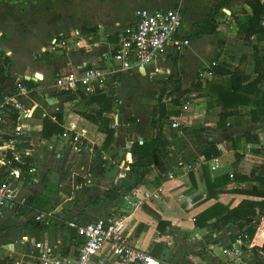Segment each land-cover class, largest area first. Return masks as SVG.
<instances>
[{
    "label": "crops",
    "instance_id": "crops-1",
    "mask_svg": "<svg viewBox=\"0 0 264 264\" xmlns=\"http://www.w3.org/2000/svg\"><path fill=\"white\" fill-rule=\"evenodd\" d=\"M223 1L0 0V65L7 61L0 90L16 93L17 78L31 80L42 90L39 98H31L33 114L25 120L27 131L23 136L25 146L32 149V172L22 184L30 209L21 210L23 206L17 204L0 209V264H35L40 254L37 241L54 251L74 254L77 232L66 222L84 224L112 212L129 214L132 243L150 251L158 264H181L184 259L191 264H251L264 258V253L258 258L253 251L254 246L264 242L263 217L261 221H239L221 230L210 225L216 217L208 219L207 226L195 224L196 216L214 205L232 209L243 199H262L246 192L258 190L257 182L234 180L208 187L227 174L232 179L235 174L252 176L253 171L264 174V82L261 95L248 105H240V113L230 116L223 126L219 125L222 107L216 97L192 90L200 72L203 87L216 81L209 68L213 61L227 63L231 70L240 67L252 79L257 76L254 52L258 49L264 55V37L254 35L245 42L238 26V22L246 23L251 17L250 0H231L216 14L215 34L190 38L193 27L204 23ZM142 8L179 9L183 18L179 37L189 38L190 43L179 54L170 49L165 62L115 73L118 83L110 92L117 101L111 113L115 140L104 150L106 134L77 112L80 109L93 114L99 105L85 104L78 96L63 101L65 94L55 90V79L86 66H98L100 52L115 47L119 33L136 22L137 11ZM62 35L71 40L68 49L48 50L53 38ZM77 39L82 40V47L75 44ZM123 77L142 90L150 89V102L140 108L143 113H136L135 107L144 101L146 91L126 89ZM171 77H180V81L165 84ZM223 85L228 86L227 80ZM165 86L174 91L164 99L167 109L173 112L163 120L165 146L158 149L140 183L152 197L143 205L131 207L126 201L129 191H122L115 201L84 207L89 197H107L114 186H126L135 180L136 174L128 166L131 148L134 142L157 135L152 126L153 106ZM56 114H62L67 135L46 138L42 134L44 118L57 122ZM177 118L182 124L179 128L171 125ZM14 127L15 122L0 125V140L6 141ZM246 131L257 135L259 142H247L243 135ZM75 134L86 142V150L77 151L70 138ZM212 146L219 155L207 159L205 151ZM6 172L0 164V179ZM168 172L174 177L169 178ZM45 209L56 219L36 221L37 212ZM257 221L260 226L256 236L245 243L244 231L249 223ZM5 226L17 227L2 231ZM224 248H241L240 259L226 255ZM104 264L118 262L107 257Z\"/></svg>",
    "mask_w": 264,
    "mask_h": 264
},
{
    "label": "built area",
    "instance_id": "built-area-1",
    "mask_svg": "<svg viewBox=\"0 0 264 264\" xmlns=\"http://www.w3.org/2000/svg\"><path fill=\"white\" fill-rule=\"evenodd\" d=\"M264 2V0H263ZM183 18L179 9L142 8L137 11V20L124 28L118 35L114 48L100 52L98 66H86L81 71H71L59 75L55 79L56 91H69L76 93L81 88L86 95L97 92L111 94L112 87L118 83L116 72L120 70L145 69L158 61L165 62L170 49L177 54L182 53L190 43L188 38H180L179 32ZM264 25V18L262 20ZM68 36H57L51 41L50 51L67 50L70 45ZM82 47V40L75 41ZM215 62H213L214 64ZM14 94L0 90L3 101L0 103V125L9 126L15 122L13 134H9L6 141L0 140V164L7 172L0 179V209L17 204L19 207L26 205L27 199L21 198L22 184L25 182L32 168L27 174L19 166H12L13 162L25 163V159L32 155V149L23 137L27 131L25 120L32 116V93L35 98L41 96L42 90L38 87L28 88L24 79L15 80ZM180 118L173 120L171 125L179 128L182 124ZM63 135H67L66 131ZM77 151L87 149V144L79 134L70 137ZM169 178L174 177L173 172H168ZM132 196H129V194ZM150 191L139 184L126 195L129 206L143 205L151 198ZM52 217V212L41 210L35 215V220L45 222ZM129 214L112 212L95 221L80 224L75 220H68L69 228L77 232L78 241L74 254L54 251L44 247L42 241H37L35 246L40 249L38 260L35 264H104L107 257L117 260L118 264H158V261L148 250H144L132 243L128 235ZM245 243L249 237L244 235ZM242 249L224 248L223 252L233 259H240Z\"/></svg>",
    "mask_w": 264,
    "mask_h": 264
},
{
    "label": "trees",
    "instance_id": "trees-1",
    "mask_svg": "<svg viewBox=\"0 0 264 264\" xmlns=\"http://www.w3.org/2000/svg\"><path fill=\"white\" fill-rule=\"evenodd\" d=\"M231 0H225L221 2L216 9L213 10L211 16L202 24H196L193 27L191 39L198 38L201 35L205 34H215L216 30V14L217 12ZM249 5L252 9V14L248 22L242 23L238 22L239 26V35L244 39L245 42H250L252 36L256 35L258 38L264 37V25L262 20L264 18V4L261 0H250ZM189 39V38H188ZM41 59H49V57L42 56ZM215 62V61H213ZM210 65V71L212 72L213 79L216 78V81L207 82V86L203 87L201 80V72L198 73V81L192 84V90L197 92L209 93L212 97H216L217 102L222 107V112L220 115L219 125L223 126L227 119L232 115H237L240 113L238 109L240 105H248L252 100L261 95V84L264 82V55H261L258 49L254 52V63H255V72L257 76L251 78L250 74H247L240 67H236L231 70V66L227 63H217ZM7 61H3L0 65V79L5 73V65ZM58 71H56V75ZM218 79V80H217ZM220 80V81H219ZM227 80L228 86H224L223 82ZM171 81H180V77H171L165 84H169ZM25 84L28 88H35L36 83L31 80L24 79ZM178 89V88H177ZM189 89H186L185 92H189ZM174 91L165 86L158 98L157 102L153 106L152 114V126L157 131V135L154 138L147 139L143 138L142 141H136L132 145V160L128 162L130 170L136 174L135 180L126 185V186H114L107 197H89L84 207H87L90 204H99L106 201H115L120 197L122 191H132L140 183L144 182L145 175L149 172V168L152 166L155 160L156 152L159 148L165 146L163 140L162 126L163 120L168 118L169 115L173 112L167 109L166 101L164 100L168 95L172 94ZM14 93V92H13ZM11 92V94H13ZM35 92L31 95L35 96ZM63 101H71L78 96L81 98V101H84L85 104L97 103L99 109L95 113H88L87 111L78 109L77 112L83 117L87 118L91 122L98 125L99 130L106 134V139L102 145V149L107 150L115 140V128L112 126L113 118L111 113L114 111L116 104V99L105 92H97L94 94L86 95L81 88H78L76 93H71L69 91H63ZM3 101L2 93L0 92V103ZM174 102L178 103L177 100ZM57 122H54L49 119V117L44 118V126L42 134L46 138H50L54 135H62L65 132V128L62 125V114H56ZM244 137L247 142H259L257 135H252L251 132H244ZM206 158L210 159L213 156L219 155V152L212 146L210 150L205 151ZM239 159V157H238ZM12 166H19L28 174L32 168V160L27 157L25 163L13 162ZM141 169V170H140ZM252 176L248 174H235L234 178H230L227 174L223 178H218L209 183L208 187L212 188L219 187L225 184H228L234 180L241 181L245 180L248 182H257L259 184L258 190H246L247 193L255 196L262 197L261 200L253 199H243L236 207L229 209L221 205H214L204 212L200 213L195 218V224L197 227H204L209 225L208 219L216 217L211 225L212 228L221 230L224 227L235 224L239 221H246L247 219H260L264 218V174L256 173L255 171L251 172ZM237 191V190H236ZM218 192L214 195L218 196ZM84 213L82 210L81 216ZM260 221L255 223H249L244 235L249 237V240L254 239L256 236ZM161 221L159 225L161 226ZM50 224H47L49 226ZM17 226H5L2 231H7ZM244 237V236H243ZM253 251L255 255L259 258L263 257L261 253H264V242L261 246H254ZM181 264H191L190 261L184 259Z\"/></svg>",
    "mask_w": 264,
    "mask_h": 264
},
{
    "label": "rangeland",
    "instance_id": "rangeland-1",
    "mask_svg": "<svg viewBox=\"0 0 264 264\" xmlns=\"http://www.w3.org/2000/svg\"><path fill=\"white\" fill-rule=\"evenodd\" d=\"M122 83H123V85H125L124 87H126V89L127 88H129L128 90H132L133 92H138V91H142V92H145L146 91V95L144 96V98H143V100L144 101H142V103L141 104H139V106H136L135 107V111H136V113H138V114H141V113H143V109H144V106L143 105H145V104H148L149 102H150V99H148L147 97H148V95H149V93H150V89L148 90V89H146V88H144L143 87V90H142V87H140L139 85H137L136 83H133L132 82V80L130 79V80H125L124 79V77H123V79H122ZM127 90V91H128ZM143 108L142 110L140 109V108ZM28 184V183H27ZM26 184V185H27ZM23 187H22V190H21V198H26L25 196H24V194H23ZM27 199V198H26ZM27 206L28 205H24L22 208H21V210H29L30 208H27ZM55 206H56V204H55ZM38 210V209H37ZM45 210H48V211H50L49 209H45ZM56 218L55 217H51L49 220H47V221H51L52 222V220H55ZM47 221H45V222H47ZM250 263L251 264H264V258H261V259H259V260H252V261H250Z\"/></svg>",
    "mask_w": 264,
    "mask_h": 264
}]
</instances>
